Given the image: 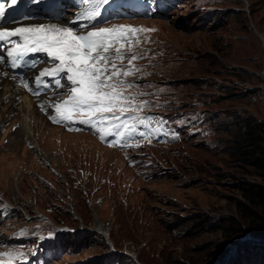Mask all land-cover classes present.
<instances>
[{"label": "rangeland", "instance_id": "rangeland-1", "mask_svg": "<svg viewBox=\"0 0 264 264\" xmlns=\"http://www.w3.org/2000/svg\"><path fill=\"white\" fill-rule=\"evenodd\" d=\"M124 24L147 30L133 100L178 137L119 151L17 102L0 130V202L16 214L0 230L23 240L0 257L58 233L69 242L53 264H236L245 253L242 264H264V238L237 208L264 181L235 147L242 118L264 122V0H187L167 19ZM217 244L223 261L211 258Z\"/></svg>", "mask_w": 264, "mask_h": 264}, {"label": "snow or ice", "instance_id": "snow-or-ice-1", "mask_svg": "<svg viewBox=\"0 0 264 264\" xmlns=\"http://www.w3.org/2000/svg\"><path fill=\"white\" fill-rule=\"evenodd\" d=\"M23 2V0H19ZM97 8L87 14L86 19L90 23L97 17H101L99 5L107 4L108 0H96ZM0 0V49L10 45L7 49V57L10 58V66L14 69L24 63V58L31 53H45L52 62H58L54 73L44 70L40 77L36 78V83L40 84L43 75L52 74L56 87H63L61 78L70 85L68 99L63 101V105H70L75 110H85L89 116L80 121L85 125L96 126L99 119L104 118V114L113 113L119 110L121 115L127 112L129 107H145L148 102H142L139 106L125 103L132 99L127 96L123 90H119L117 85L123 83L118 77L120 75H130L131 71L120 73L116 71V65L109 61V50L113 44L122 40H130L132 34L146 29H137L132 26L117 25L112 28H99L87 31L89 23L78 24L84 14L77 15V19L72 24H78L79 30L83 34H77L72 27L61 28L56 25H32L28 27H17L12 30L3 28V23H17V17L12 13L14 6H18V0ZM102 19V17H101ZM120 49H117V53ZM122 58V57H121ZM137 57L133 56L132 59ZM5 59L0 55V61ZM131 63V62H130ZM35 66V61L31 62ZM116 81L113 83V81ZM27 86V85H25ZM127 87H133L128 84ZM31 91V89H29ZM38 94V93H37ZM43 107V105H41ZM47 111V109H45ZM54 111L58 115L50 117L54 122H63L71 119L69 109L62 111V105L54 106ZM134 119V117H133ZM152 120L151 116H145L140 119V125L149 126L146 122ZM140 125L128 129L130 132L137 131ZM124 127V125H118ZM149 133L140 132L141 136ZM162 131V129H157ZM119 135V133H118ZM102 139L105 137L102 135ZM110 143L115 144L112 140ZM43 239H55V235L50 233ZM19 255H24L20 253Z\"/></svg>", "mask_w": 264, "mask_h": 264}, {"label": "trees", "instance_id": "trees-1", "mask_svg": "<svg viewBox=\"0 0 264 264\" xmlns=\"http://www.w3.org/2000/svg\"><path fill=\"white\" fill-rule=\"evenodd\" d=\"M236 150L239 158L248 165L256 169L258 175L264 181V122L252 117L242 118L238 127L236 138ZM243 196L250 206L244 202L237 201V208L246 219L250 220V229L255 236L264 238V217L259 215L258 209L264 208V187L260 185H249L245 188ZM226 230V229H225ZM241 232L242 229H233ZM226 248L222 244H217L211 252V258L216 261H223ZM244 259L249 260L247 253L240 254L236 264H242Z\"/></svg>", "mask_w": 264, "mask_h": 264}, {"label": "bare ground", "instance_id": "bare-ground-1", "mask_svg": "<svg viewBox=\"0 0 264 264\" xmlns=\"http://www.w3.org/2000/svg\"><path fill=\"white\" fill-rule=\"evenodd\" d=\"M39 21H37V22H35V23H38ZM48 23H50V22H48ZM64 23H65V21L63 22V20H61V21H59L58 22V24H60V25H64ZM1 69V68H0ZM23 99H26V100H29V98L27 97V96H24V98ZM25 104V103H24ZM31 105V104H30ZM30 105H29V107H30ZM10 106H12L11 105V103H10ZM31 107H32V105H31ZM20 129L21 130H23V133H25V134H27V132H26V130H25V128H24V123H23V121L20 123ZM95 227L97 228V229H99V230H106L105 229V226H104V224L103 223H101L100 221H97V223L95 224ZM10 236V235H9ZM2 237V236H1ZM3 238V237H2ZM12 238L13 239H9V238H3L4 240H14V239H16V238H18V237H13L12 236Z\"/></svg>", "mask_w": 264, "mask_h": 264}]
</instances>
